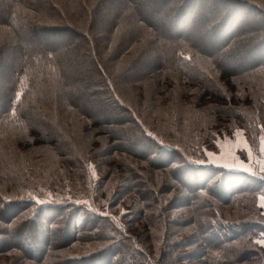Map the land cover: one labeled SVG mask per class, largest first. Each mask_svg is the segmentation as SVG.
Instances as JSON below:
<instances>
[{"label":"trees","instance_id":"trees-1","mask_svg":"<svg viewBox=\"0 0 264 264\" xmlns=\"http://www.w3.org/2000/svg\"><path fill=\"white\" fill-rule=\"evenodd\" d=\"M168 1L0 0L7 264L262 263L264 179L205 150L264 136V0H215L254 22L223 6L210 41Z\"/></svg>","mask_w":264,"mask_h":264},{"label":"rangeland","instance_id":"rangeland-1","mask_svg":"<svg viewBox=\"0 0 264 264\" xmlns=\"http://www.w3.org/2000/svg\"><path fill=\"white\" fill-rule=\"evenodd\" d=\"M157 1L158 0H156V2ZM173 1L174 0H170V2L168 1L169 2L168 6H171ZM223 6L224 8L227 9V12L231 14V17L232 16L239 17L237 20L238 25L229 34L234 36L235 33H237L241 28L251 27L250 25H252L254 22L251 16L249 17L245 13H242V12L240 13L239 11H237V13L236 12L234 13L233 11L229 10V5H224L222 2H220V4L218 5H215V0H199V3L197 4L195 8V12L193 13L192 18L196 19L199 16H205L206 18L205 23H203L200 26H196L195 29H199L202 35L204 36V38H206L209 41L212 40V37H213L212 28L215 26V24L208 26L207 23L213 22L215 19L219 18L220 15H223L222 13ZM154 10H156V12H159L156 17L160 18L162 14V11L160 10V8L157 7V5H154L151 11H154ZM166 20H170V21H166ZM163 22H164V25H169L170 22L172 23L171 19H165L163 20ZM183 23L184 24H182L183 26L181 27L183 28V30L186 28V26L188 27L189 24H192L191 22L185 24L186 23L185 20H183ZM179 26L181 25L175 24L176 28H178ZM46 37L48 38V40L60 41L65 38V35L62 36L60 34H54V35H47ZM213 42H215L214 44H217L218 39ZM250 56H252V52L249 54H244L241 51L239 52V58L242 63H247L250 60L248 59ZM230 65L234 66L232 62L230 63ZM209 100H212V99H209ZM97 115L101 116L98 113ZM104 116L105 115L103 114L102 117ZM225 137H227V139H225ZM225 137H220L218 139L219 148L217 151H213L210 149L205 150V153L208 156L209 160L216 164H224L226 166L232 165L229 167L239 168V169H243L246 171H248L247 170L248 168H251V171L249 172L253 173L256 176H259L261 179H264V171L261 170L262 167H264V143H262V141L260 140L257 150L254 151V150H251V148L247 147V143L244 141L241 135L239 136L235 135L233 137H229L228 135H225ZM240 151L245 152V155H246L245 158H248L247 160H243L242 159L243 157L242 158L239 157ZM209 152L213 153V155L209 156L208 155ZM262 197H264V195L258 196V203L264 209V206H262V204H264V201H262L261 199ZM262 239H264V236H262L258 240H262ZM22 243H24V241H22ZM10 257H11L10 255L0 254V264H7L8 262L7 259L9 260ZM261 264H264V259L262 260Z\"/></svg>","mask_w":264,"mask_h":264},{"label":"snow or ice","instance_id":"snow-or-ice-1","mask_svg":"<svg viewBox=\"0 0 264 264\" xmlns=\"http://www.w3.org/2000/svg\"><path fill=\"white\" fill-rule=\"evenodd\" d=\"M17 96H18V98H19L20 93H18ZM12 115H13V116L15 115V110H14V109H13V113H12ZM262 127H264V126H262ZM235 134H236V135H241L242 133L240 132L239 129H237ZM149 135L151 136L152 133H149ZM225 139H227V137H225ZM260 139H261L262 143H264V136H261ZM161 143H163V142L161 141ZM208 155H209V156H212L213 153H210V152H209ZM198 162H199V163H203V161H198ZM229 166H232V165H229ZM247 170H248V171H251V168H248ZM261 170L264 171V167H262ZM29 195H31V194H29ZM261 199H262V201H264V197H262ZM44 202H45V201L37 200V203H44ZM78 202H79V201H78ZM262 206H264V204H262ZM257 243H260V244L264 245V239H262V240H258Z\"/></svg>","mask_w":264,"mask_h":264},{"label":"crops","instance_id":"crops-1","mask_svg":"<svg viewBox=\"0 0 264 264\" xmlns=\"http://www.w3.org/2000/svg\"><path fill=\"white\" fill-rule=\"evenodd\" d=\"M260 198V197H259Z\"/></svg>","mask_w":264,"mask_h":264}]
</instances>
